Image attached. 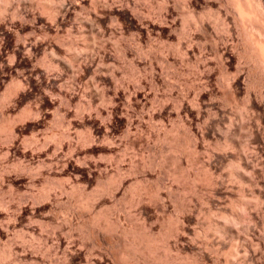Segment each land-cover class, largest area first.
<instances>
[{
  "label": "bare ground",
  "instance_id": "1",
  "mask_svg": "<svg viewBox=\"0 0 264 264\" xmlns=\"http://www.w3.org/2000/svg\"><path fill=\"white\" fill-rule=\"evenodd\" d=\"M181 3L179 20L174 0H0V264H51L61 248L70 263L89 257L61 237L60 208L86 218L96 264H223V238L245 240L233 224L264 231V0ZM74 35L92 41L75 56ZM176 64L196 72L173 93L159 72ZM89 76L95 93L80 88ZM124 201L134 228L121 224ZM259 239L240 264H264Z\"/></svg>",
  "mask_w": 264,
  "mask_h": 264
},
{
  "label": "rangeland",
  "instance_id": "2",
  "mask_svg": "<svg viewBox=\"0 0 264 264\" xmlns=\"http://www.w3.org/2000/svg\"><path fill=\"white\" fill-rule=\"evenodd\" d=\"M118 1H119V0H118ZM177 1H179V2H177ZM174 2H175V4H176V5H175V11H176V7H178L176 13L178 12L177 14H178L179 16H177V19L180 20V19L184 18V16H183V10L185 11V8H183L184 6H182L183 1H182V3H181V0H176V1L174 0ZM176 2H177V3H176ZM116 4L118 5V3H116ZM177 4H179V5H177ZM180 4H181V5H180ZM180 7H182V8H180ZM88 9L91 10L89 6H86V8L84 9V11L81 12V13H82L81 15H83V13H84V16H83V17H85L87 14H88V15L91 14V11H89ZM86 10L88 11V13H87ZM85 11H86V12H85ZM181 11H182V12H181ZM179 12H181V13H179ZM208 12H213V11L211 10V11H208ZM208 12H207L206 14H208ZM85 13H86V14H85ZM88 15L86 16L87 18L89 17ZM213 15H214V14H213ZM213 15H212V13H209V14H208L209 17H210V16L214 17ZM182 16H183V17H182ZM81 17H82V16H81ZM179 17H180V18H179ZM210 19H214V18H210ZM81 20H82V18H81ZM83 20H84V19H83ZM83 20H82V24L87 28V31H90V32H91L92 30L90 29L89 22H87L88 19H87V21L84 20V21H86V22H84ZM83 25H82V27H83V30H84V26H83ZM86 28H85V29H86ZM178 29H179V28H178ZM84 32H86V31L84 30ZM90 32H89V33H90ZM89 33H88V34L86 33V34H87V37L89 36ZM77 36H78V35H77ZM77 36L74 35V36H72V38H71V39H72L71 41H72V46H73V47L71 46V48L69 49V54H70V55H74V56H75V54H78V53H80V52H83V50H86L85 47L89 46V45L92 43V41H91L89 38H87V37H86L87 39L85 38V39H86V41H85L84 38H81V37L79 38V36H78V37H77ZM125 36L127 37V35H124V38H126ZM76 37H77V38H76ZM73 38H75V41L81 39V41H79V42H81L80 44H79V42H77V44L79 45V47H77L78 45H76V42L73 41ZM76 39H77V40H76ZM171 39H172V40H171ZM170 40H171V41H170ZM170 40H168V41H166V42H167V44L169 45V48H171V49L173 50V48H172L171 46H173V47L176 48V46H177V40H176L175 37H174V38L171 37ZM173 40H174V41H173ZM84 41L86 42V44H85L86 46H84V43H85ZM175 41H176V43H174ZM181 41H183V40L181 39ZM83 42H84V43H83ZM169 42H170V43H169ZM74 43H75V44H74ZM82 43H83V45H81ZM153 43H154V42H153ZM173 43H174V44H173ZM73 44L76 45L75 47H77L78 49H77V48H74V45H73ZM155 44H156V42H155ZM157 44H158V43H157ZM157 44H156V47H157ZM175 44H176V45H175ZM170 45H171V46H170ZM174 45H175V46H174ZM82 46H84V47H82ZM158 46H159V45H158ZM107 47H108V48H107ZM107 47H106V49H108L109 51H111V52L114 53V50L112 49L111 46H109V44L107 45ZM109 47H110V49H109ZM156 47H155V45L153 44V48H156ZM175 48H174V49H175ZM108 50H107V51H108ZM107 51H106V55L110 54V55H109V58H111L112 61H113V60H116V59H117V60L119 59V58H117L118 56L116 55V52H115L114 54H115L117 57L114 58V57H113L114 54L112 53V54H113V55H112L111 52H109V51H108V53H107ZM206 53H207V54L209 53L208 55L211 56V55H210V52H207V50H206V52H205V54H204L205 57H206ZM208 55H207V56H208ZM110 56H112V57H110ZM209 56H208V59L210 60L211 58H209ZM211 57H213V56H211ZM112 58H114V59H112ZM190 58H192V57H190ZM190 58H189V59H190ZM206 58H207V57H206ZM117 60H116V61H117ZM191 60H192L193 63H192V62H189L190 65H191V63L194 64L193 59H190L189 61H191ZM116 61H114V63H113L114 65L116 64ZM120 61H122V60H119L118 63H119ZM211 61H212V66H213V64H214V67H212V72L217 71V70H218V69H217L218 67H216L217 70L214 69V68H215V61H214V59L211 60ZM121 63H122V64H121ZM110 64H112V63H110ZM185 64H186V63H185ZM187 64H188V63H187ZM187 64H186V65H187ZM103 65H107V66H103ZM103 65H102L103 68H108V67L110 68L109 63H107V64H103ZM114 65L111 66V69H112V67H113V68L115 67ZM124 65L126 66L127 64L124 63V62H120V64H119V65L116 64V66H119V67H121V68H123V69H121V68L119 69L118 67H117L118 69H117V68H115V69H116V72H117V71L119 72V71L121 70L122 72L120 71V73H121L123 76H122L121 74H120L119 76H122L123 79H127V77H126L127 75H126V74L124 75V72L127 71V70H126V71H124V70L127 69V67H125ZM182 65H183V63H182ZM186 65H183V67L186 66ZM190 65H187V67L190 66ZM123 66H124V67H123ZM179 66H181V65H178V66H177V64L174 65V67H175V68H174L175 71H176V69H177L176 67L179 68ZM191 66H192V65H191ZM216 66H218V65L216 64ZM166 67H167V68H166ZM166 67H165V68L163 67V69H161L162 72H159V73H162V74H163V75H162V74L159 75L160 78H161V76H162V80L164 79L163 81H168L169 83L171 82V84L175 83L176 85H180V84H181V81H182L183 79H184L183 82H185V83H188L190 80L192 81V79H193V76H192V75L194 74V72H196V71L194 70V68H193V71H194V72H193L192 70H191L192 72L190 71L192 75L190 74L191 79H189V81H188V80H185V78H187V79L189 78V77H188V76H189L188 73H190V72H189L188 70L192 69L193 66L190 67V68L188 67V70H187V71H186V69H183V67H182L180 70L177 69L176 72H175V71H172L173 68H171V67H172L171 65L166 66ZM187 67H186V68H187ZM124 68H125V69H124ZM184 68H185V67H184ZM168 69H170V70H168ZM171 69H172V70H171ZM113 70H114V69H113ZM213 70H214V71H213ZM166 71H169V72H166ZM178 71H180V72L182 71V72H181V74H180V72H179V77H178V78H179L180 80H178V84H177V81H176L177 78H175L174 75L177 77L178 74L176 75V73H178ZM185 71H186V72H185ZM172 72H174V74H173ZM168 73H169V74H168ZM183 73H185L186 75L183 74ZM182 74H183L185 77H184ZM213 74H215V72H214ZM168 75H169L170 77H168ZM216 75H217V73H216ZM119 76H118V77H119ZM124 76H125V77H124ZM164 76H165V78H164ZM181 76H182V77H181ZM122 77L119 78V79H122ZM172 77H173V78H172ZM194 77H195V75H194ZM87 78H89V79H87ZM87 78H86V79L84 78L85 80H82V81L80 82L82 85L79 83V84L81 85L80 88H82V87L84 88V86H85V88H84L85 91H87V90L89 91V90L91 89V90L93 91V93H95V89H96V88L94 89L95 86L92 85V81H91L90 76L87 77ZM166 78H167V80H165ZM171 78H172V79H171ZM181 78H182V79H181ZM169 79H170V80H169ZM174 79H175V82H174ZM86 80H87V82H89V83L86 82L85 85H84L83 81L85 82ZM89 80H90V81H89ZM172 80H173V81H172ZM186 81H187V82H186ZM172 82H173V83H172ZM217 82H218V81H216V85H217V87H218V88H222L221 85H218V84H217ZM185 83H182L180 86H182V85H183V86H187V85H184ZM218 83H219V82H218ZM79 84H78V86H80ZM89 84H90V86H87V85H89ZM93 84H94V83H93ZM175 84H173V85H175ZM219 84H220V83H219ZM91 85H92V86H91ZM176 85H175V86H176ZM188 85H189V84H188ZM97 86H98V85H97ZM180 86H178V87H180ZM183 86H182V87H183ZM87 87H88L89 89H88ZM91 87H92V88H91ZM176 87H177V86H176ZM178 87H177V89H174V90H176V91L178 90V91H179L180 89H182L181 87H180V89H179ZM86 88H87V89H86ZM99 89H100V88H99V86H98V89H96V90H99ZM183 89H184V87H183ZM174 90H173V93H178V91H177V92H174ZM92 91H91V92H92ZM95 97H96V96H95ZM82 99H84V98H83V97L81 98V102H82ZM97 99H98V97L95 98L96 101L94 100L93 103L96 104V105L98 106V105H100V103H99V99H98V100H97ZM240 99H241V98H240ZM84 101L86 102V100H83V102H84ZM83 102H82V103H83ZM95 102H97V103H99V104H97V103H95ZM150 103H151V98H150ZM150 103H149V105H150ZM96 105H94V106H96ZM169 105H170V103H169L166 107H167V108L171 107V106H169ZM230 107H231V106H228V107H226V108L229 109ZM167 108H166V109H167ZM71 109H72V108H71ZM230 109H231V110H230ZM230 109H229L230 112L228 111V112H229V114H228L229 116L226 114V115L228 116V117H227L228 119H229V118L232 119V118L236 115L235 113H233V112H234V109H233V110H232V108H230ZM73 110H74V108H73ZM167 110H170V109H167ZM226 110H227V109H226ZM231 112H232L234 115H233ZM230 113H231V114H230ZM231 115H232L233 117H232ZM234 119H235V122H237L236 125H237L238 123L241 122V118L237 117V115L234 117ZM234 119H233V121H234ZM239 121H240V122H239ZM175 122H176V121H172V120H171V121L169 122L170 125H169V123L167 124V126H168L167 129L169 130V128H170L169 126H171V127L173 126V127H174V126H175V124H174ZM240 125H241V124H240ZM240 125L238 124V126H240ZM167 126H166V127H167ZM243 126H245V125H243ZM241 127H242V125H241ZM244 128H246V129L244 130V129L241 128V132H242V133L240 132V130H239L238 132L236 131V133H235V134H238V133L240 132L238 135H235V139H237V140L239 139V141H240L241 144H242V142H243V143H244V142H247V138H246V135H245L246 132H247V126L244 127ZM157 129H158V128H157ZM62 130H64V126H63V125L61 124V122H60V133H61ZM159 130H160V129H159ZM80 131H81V129H78V130L76 131V134H75V136H74L75 139L73 138V139L75 140V142H78V138H76V135H78V133H79ZM119 132H120V131L118 130V127H117V131H116L115 135L118 134ZM244 132H245V133H244ZM119 135H121V134H118V135H116V136H119ZM241 135H242V136H241ZM243 135H244V137H243ZM236 136H237V137H236ZM240 137H241V138H240ZM243 138H244V140H246V141H244ZM74 140H73V141H74ZM239 141H238V142H239ZM241 141H242V142H241ZM244 144H245V143H244ZM118 149H119V148H118ZM121 149H122V146H120V150L117 151V152H118V155H117L118 157H119L121 154H123L122 151H123L124 149H123V150H121ZM120 152H121V154H120ZM128 152H129V151H127L126 153H128ZM116 154H117V153H116ZM119 154H120V155H119ZM128 155L130 156V154H128ZM117 156H114V157H116V160H117V158H118ZM138 156H139V158H140V155H136V159H137V160H139ZM134 157H135V156H134ZM111 159H112V158H111ZM134 159H135V158H134ZM111 161H113V160H111ZM114 163H115V162H112L113 165H115ZM110 164H111V162H110ZM112 164H111V166H113ZM123 166H124V165H123ZM124 167H125V166H124ZM113 168H114V166H113ZM113 168H111L112 170L109 172L110 175H111V174H112V175L114 174V171H113L114 169H113ZM111 172H112V173H111ZM108 175H109V174H108ZM110 175H109V176H110ZM93 187H94V185L92 186V188L90 187L89 189H90V190H91V189L94 190ZM233 187H234V186H233ZM235 187H236V186H235ZM86 189H87V188H86ZM86 189H85V190H86ZM89 189H87L86 192H88V191L90 192ZM234 189H235V188H234ZM248 189H249V188H248ZM4 190H5V189H4ZM92 190H91V191H92ZM249 191H250V190H246V191H244V193H245L246 196H247V198H246V196H244V198L246 199V200H245L246 202L252 200V199H250V198H251L250 193H247V192H249ZM234 192H237L236 189L234 190ZM244 193H243V194H244ZM245 194H244V195H245ZM248 194H249V195H248ZM206 195H207V194H206ZM235 197H236V199H237V196H235ZM236 199H235V200H236ZM120 203H121V202H120ZM122 203H123L122 206H120L121 204L119 205V206L122 207V208H120V207L118 206V207L120 208V210L118 209V207L116 208V210L118 209L117 212L120 214V215H119V218H121V224H123V225L125 224L124 226H126V224H127V226H129V227H130V226H131V227L133 226V228H134V225H135V227H136V226H137L136 224H137V223H140V221L138 222V221L136 220V217L131 218L133 215H135V211H134L133 206L130 205V206H132V208H133V211H132V209H130L131 207L128 206V204H127L128 202H125V201H124V202H122ZM124 203H125V204H124ZM126 204H127V205H126ZM129 204H130V203H129ZM123 205H124V206H123ZM203 206H204V204H203ZM223 206L225 207L226 204L223 205ZM106 208H107V210H106ZM124 208H125V209H124ZM60 209H61V210H60V218H61V219H60V225H61V226H60V231L62 232V230H64V232H62V235H61V233H60L61 237H62V236H64V237H62V238H65V237H66L65 239H66V241L68 240L67 242H70V241L72 242L73 240H74V242H77V243L79 242V244H78L79 246H78V247H80L79 249H81V251H83L82 248L85 247V248H84L85 255L89 256V254L91 253L90 256H89L90 258H89V257H86V256L84 255L86 258H85L84 256H83V257H84L87 261H85V259L82 258L81 263L83 262L84 264H89V263L92 264V262H93V264H96V262H95L96 258H95V257H96V255H97V253H98V252L96 251L97 249H94V250H95V252H94V250L90 247L91 239L89 238V236L86 237V235H85V237H86V238H85V237H83L84 235L81 234V232L79 231V228H81V226H79L78 222L80 223V225H83V224L85 223V221H86V220H84V219H86V218H84V217L82 218V215H81V216H77V217H76V216H72L70 213H69V215H68V210H67V211H66V209L63 210V208H60ZM103 209L106 210V211H108L107 213L110 214V212H109L110 208H109V207L106 206V207L103 208ZM123 209H124V210H123ZM130 210H131L133 213H132ZM110 211H111V210H110ZM128 211H129V212H128ZM62 212H63V213H62ZM85 212H86V211H83L84 214H85ZM90 212H91V211H90ZM90 212L87 210L86 214L89 215ZM92 213H93V212H91V214H92ZM111 213H112V214H110V215H111V217H112V215H113L114 212L111 211ZM122 213H123V214H122ZM131 213H132L133 215H128L127 217H125L127 214H131ZM64 214H65V216H63ZM84 214H83V215H84ZM86 214H85V215H86ZM116 214H117V213H116ZM241 214H242V216H243V215H244V212H241ZM66 215H67V216H66ZM85 215H84V216H85ZM87 215H86V216H87ZM61 216H62V217H61ZM68 216H69V217L72 216V218H69ZM86 216H85V217H86ZM114 216H115V213H114ZM108 217H110V216H108ZM123 217H125V218H123ZM65 218H68L67 221H66ZM122 218H123V219H122ZM75 219H76V221H75ZM81 219H82V220H81ZM124 219H127V220L125 221ZM128 219H130V220H131V219H134V220H131V222H132V221H135V220H136V221H135L134 224H133V222L130 223V224H131V225H130ZM79 220H80V221H79ZM61 221H62L63 223H61ZM69 221H70V222H69ZM72 221H73V222H72ZM83 221H84V223L81 224V222H83ZM125 222H126V223H125ZM136 222H137V223H136ZM76 224H77V225H76ZM128 224H129V225H128ZM132 224H133V225H132ZM32 225H33V224H32ZM66 225H67V227H66ZM69 225H70V226H73V227H70ZM138 225H139V224H138ZM233 225H234V229H235V230H234V229H233V230H234V231L238 230L237 232L240 231L239 233H241V236H242L243 238H244V236H245V238H244L245 240H242V241H241V240H238V241H239V242H238L237 240L232 241L229 237H227V238H223V243H224L225 248H223V250H222V252H221V255H222V256L220 255V256H221L220 261H221L223 264H224V262H225V261L223 260V257L225 258V256H226L225 254H226V252H228V251H226V250H230V249H231V246H232V249H233V250L235 249V250H234V254H235V255H234V257H232V262H231L230 264H233L234 262H235L234 264H240L241 261L243 260V257L245 258V257L248 256V254H251V253H252V252H251V253H249V252L252 250V248H254L253 245L257 244V242L260 240L259 238L261 237V240H262V238H264V236H263L264 231H262L261 229H258L260 226H259L258 228H256L257 233H256V231H255V233H256L255 235L258 234L256 237H255L254 233H253L254 237H253V235H252V236H249V235H248V236H249V237H248L246 234L242 233V228H244L245 225H246V224L244 223V221H243V222H240V223H238V224H237V223H236V224H233ZM233 225H232V226H233ZM68 226H69V227H68ZM76 226L78 227V230H76V229H77ZM237 226H238V227H237ZM239 226H240V227H239ZM33 227L36 228L35 224L33 225ZM66 228H67V229H66ZM68 228H69L70 231H68ZM74 228H75V229H74ZM65 229H66V230H65ZM258 230H259V231H258ZM260 230H261V231H260ZM73 231H74V233H73ZM71 232H72V233H71ZM260 232H261L262 234H261ZM70 233H71V234H70ZM76 233H77V235H75ZM45 234H47V233H43L42 235L45 236ZM48 234H49V233H48ZM68 234H69V236H68ZM79 234H80V235H79ZM251 234H252V233H251ZM70 235H71L72 237H71ZM75 236H76V237H75ZM45 237H47V236H45ZM49 237L51 238L50 234H49ZM49 237H47V238L49 239ZM73 237H74V238H73ZM78 237H79V238H78ZM80 237H81V238H80ZM75 238H76V239H75ZM255 238H256V239H255ZM257 238H258V239H257ZM26 239L29 240L30 237H29V238L27 237ZM77 239H78V240H77ZM79 239H82V240H79ZM84 239H85V240H84ZM225 239H226V241H224ZM228 239H229L230 241H229ZM30 240H32V239H30ZM30 240H29V244H30V245L28 244L29 246H31V245H33V244H34V245H37L36 242H35L36 244H35L34 242H33V243H30V242H31ZM69 240H70V241H69ZM76 240H77V241H76ZM83 240H84L85 242H84ZM253 240H255V241H253ZM256 240H257V241H256ZM86 241H87V243L89 244V246H87ZM231 241L234 242V243L231 244ZM236 241H237V242H236ZM250 241H251V243H250ZM48 242H50V239H49ZM82 242H83V243H82ZM228 242H229V243H228ZM235 242L238 243V244H236ZM243 242H244V243H243ZM246 242H249L250 244H253V245H251V248H250L249 246H248V247L245 246V244H246V245L249 244V243H246ZM225 243H226L227 245H228V244H230V245L226 246ZM49 244H51V243H49ZM80 244H82V248H81V245H80ZM85 244H86V245H85ZM250 244H249V245H250ZM34 245H33V246H34ZM69 245L72 246V244H69ZM83 245H84V246H83ZM235 245H236V248H234ZM237 245H239V246H237ZM240 245L243 246V247H241ZM33 246H32V248H33ZM34 247H35V246H34ZM69 247H70V246H69ZM69 247H68V249H69V251H70V250L72 249V247H70V248H69ZM86 247H87V248H86ZM89 247H90V248H89ZM227 247H228V248H227ZM229 247H230V248H229ZM238 247H239V248H238ZM29 248H30V247H28L27 249L30 251ZM60 248H61V247H60ZM88 248H89V249H88ZM237 248H238V249H237ZM248 248H250V249H249V250H250L249 252H248ZM87 249H88V250H87ZM90 249H91V250H90ZM243 249H244V250H243ZM89 250H90V251H89ZM61 251H63V252L65 253V251L61 248L59 254L57 253V254L52 255V263H51V264H57V263L59 264V262H60V264H65V263L67 264V262H68L69 264L73 263V262L70 263V262H69L70 260L68 261V259H67L68 256H69V253H70V252H69V253L66 252V253L64 254V253L61 252ZM71 251H72V250H71ZM88 251H89V252H88ZM101 251H102V250H101ZM224 251H225V252H224ZM236 251H237V252H236ZM243 251H244V252H243ZM96 252H97V253H96ZM223 252H224V254H223ZM238 252H239V254H238ZM62 253H63V255H62ZM87 253H88V254H87ZM92 253H93V254H92ZM236 254H237V255H236ZM245 254H247V255H245ZM56 255H58V256H56ZM59 255H60V256H59ZM64 255H65V256H64ZM243 255H244V256H243ZM54 256H55V258H54ZM220 256H219V257H220ZM63 257H64V258H63ZM66 257H67V258H66ZM93 257H94V258H93ZM239 257H240V258H239ZM61 258H63V259H61ZM87 258H88V259H87ZM66 259H67V262H66ZM83 259H84V260H83ZM89 259H90V260L92 259V260H91L92 262L89 261ZM237 259H238V261H237ZM53 260H54V261H53ZM93 260H94V261H93ZM222 260H223V261H222ZM225 260H226V259H225ZM239 260H240V261H239ZM63 261H64V262H63ZM77 262H78V261H77ZM77 262L75 261L73 264H76ZM88 262H89V263H88ZM81 263H80V261H79L77 264H81ZM83 263H82V264H83ZM219 264H221V263H219ZM225 264H226V263H225Z\"/></svg>",
  "mask_w": 264,
  "mask_h": 264
}]
</instances>
